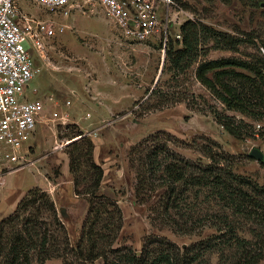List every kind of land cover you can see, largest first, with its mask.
<instances>
[{
	"label": "trees",
	"instance_id": "16d2710c",
	"mask_svg": "<svg viewBox=\"0 0 264 264\" xmlns=\"http://www.w3.org/2000/svg\"><path fill=\"white\" fill-rule=\"evenodd\" d=\"M179 31L180 39L169 37L166 42L148 108L184 101L192 110L212 114L232 135H247L252 129L249 123L225 109L264 120V54L259 49V44L264 49V41L258 43L251 30L221 31L196 19L184 20ZM240 45L252 50L207 57L211 50L239 51ZM188 71L222 108L184 86ZM162 73L168 76L161 79ZM81 133L66 150L73 191L87 201L76 243H71L50 192L35 185L0 219V264H89L97 258L102 264H200L208 250L218 252L219 261L231 251L229 264H257L264 256V185L234 171L233 154L217 141L205 136L185 141L166 130H157L129 148L136 201L145 203L159 191L147 213L154 227L165 226L178 234L214 231L190 245L150 233L139 254L128 243H116L123 210L117 199L100 190L104 170L93 157V141ZM173 145L197 151L205 161L189 158ZM237 218L250 222L245 227L248 237L237 232Z\"/></svg>",
	"mask_w": 264,
	"mask_h": 264
},
{
	"label": "rangeland",
	"instance_id": "374dc122",
	"mask_svg": "<svg viewBox=\"0 0 264 264\" xmlns=\"http://www.w3.org/2000/svg\"><path fill=\"white\" fill-rule=\"evenodd\" d=\"M176 1L183 11L174 10L172 15L180 23L188 19L190 13L194 19L221 31L251 30L257 35L258 43L264 41V0ZM19 4L25 11L65 27L44 41L41 53L31 50L35 74L26 94L42 99L45 106L29 141L25 160L0 170V219L13 211L30 187L38 185L49 191V188H57L54 177L58 181L71 177L66 150L80 131L93 141V157L103 167L100 190L117 199L123 210V226L116 243H128L139 253L145 236L150 233L165 235L178 245H190L214 231L207 228L201 234H178L168 227L151 225L147 218L148 207L156 201L159 191L147 202H137L135 175L127 161L131 145L145 136L166 130L185 141L196 136L209 137L233 154L234 171L248 174L264 185V164L249 155L253 147L264 152V134H261L264 120L225 109L226 113L248 122V128L252 127L247 135L236 137L217 123L212 114L192 110L184 101L148 108L152 101L148 94L156 83L164 57L160 34L142 42H130L97 9L64 15L49 13L28 0H20ZM178 26L179 23H173L169 31H175ZM259 49L264 54L260 44ZM251 50L250 46L240 45L239 51L211 50L207 57L240 55L242 51ZM167 76L162 73L161 79ZM182 82L188 90L223 107L195 80L191 71L183 76ZM61 142L62 146H56ZM173 147L189 158L205 161L199 152L188 147ZM82 172L83 167L79 170ZM82 185L83 182L80 187ZM56 205L61 216L64 207ZM237 220L240 221L237 232L248 237L245 227L250 222ZM82 221L78 225L75 219L67 228L72 244L77 241L72 239L79 237ZM232 258L228 251L227 257L219 261L218 252L208 250L200 258V264H229ZM89 264H102V258ZM257 264H264V256Z\"/></svg>",
	"mask_w": 264,
	"mask_h": 264
},
{
	"label": "built area",
	"instance_id": "2783aa9c",
	"mask_svg": "<svg viewBox=\"0 0 264 264\" xmlns=\"http://www.w3.org/2000/svg\"><path fill=\"white\" fill-rule=\"evenodd\" d=\"M28 1L53 14L97 9L130 42L160 34L162 57L169 37L181 38L179 28L169 31L173 23L181 24L172 15L181 9L176 0ZM19 2L0 0V170L25 160L29 141L43 115V100L26 94L35 74L31 50L41 53L44 41L65 27L23 10ZM187 16L194 19L190 13Z\"/></svg>",
	"mask_w": 264,
	"mask_h": 264
},
{
	"label": "crops",
	"instance_id": "0c3cea01",
	"mask_svg": "<svg viewBox=\"0 0 264 264\" xmlns=\"http://www.w3.org/2000/svg\"><path fill=\"white\" fill-rule=\"evenodd\" d=\"M65 172L66 171L64 169V173ZM53 179L56 181V183H58V185L56 189L55 187L49 188V192L53 195L55 202L60 205V208L61 206L64 207L65 212L61 216L67 228H69L71 222H73L75 219L79 223L78 225H80V222L84 218L87 210L86 199L74 193L73 181L71 177L62 181L61 180L58 181L57 179H55V177ZM100 189H101V184H100ZM75 234L77 236L76 231ZM76 239L77 238H74L72 240H76Z\"/></svg>",
	"mask_w": 264,
	"mask_h": 264
},
{
	"label": "water",
	"instance_id": "95a60500",
	"mask_svg": "<svg viewBox=\"0 0 264 264\" xmlns=\"http://www.w3.org/2000/svg\"><path fill=\"white\" fill-rule=\"evenodd\" d=\"M163 59H164V57H163ZM163 59H162V62H163ZM162 62H161V65H160V68H159V71H158V74H157L155 80H157L158 77H159V75H160L161 68H162ZM249 155L252 156V157H254V158H256V159H258V160H260V161H264V152L260 148H258V147H253L250 150ZM136 253H139V251H136Z\"/></svg>",
	"mask_w": 264,
	"mask_h": 264
}]
</instances>
